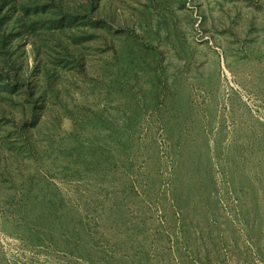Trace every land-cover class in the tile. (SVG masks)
<instances>
[{"label":"trees","instance_id":"16d2710c","mask_svg":"<svg viewBox=\"0 0 264 264\" xmlns=\"http://www.w3.org/2000/svg\"><path fill=\"white\" fill-rule=\"evenodd\" d=\"M179 20L176 0H0L4 235L75 264H152V243L132 256L110 212L141 192L135 139L147 121L170 130L200 119L191 96L202 46Z\"/></svg>","mask_w":264,"mask_h":264},{"label":"rangeland","instance_id":"374dc122","mask_svg":"<svg viewBox=\"0 0 264 264\" xmlns=\"http://www.w3.org/2000/svg\"><path fill=\"white\" fill-rule=\"evenodd\" d=\"M176 2L180 30L202 46L191 96L200 119L170 130L147 121L135 139L144 151L141 192L123 194L110 214L131 234L132 256L152 243V264H264V166L255 168L264 153V0ZM118 238L124 248L128 237ZM1 255L14 264H75L0 231Z\"/></svg>","mask_w":264,"mask_h":264}]
</instances>
